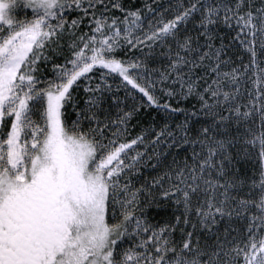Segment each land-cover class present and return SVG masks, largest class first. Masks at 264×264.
Here are the masks:
<instances>
[{
    "label": "snow or ice",
    "instance_id": "snow-or-ice-1",
    "mask_svg": "<svg viewBox=\"0 0 264 264\" xmlns=\"http://www.w3.org/2000/svg\"><path fill=\"white\" fill-rule=\"evenodd\" d=\"M0 264H264V0H0Z\"/></svg>",
    "mask_w": 264,
    "mask_h": 264
}]
</instances>
